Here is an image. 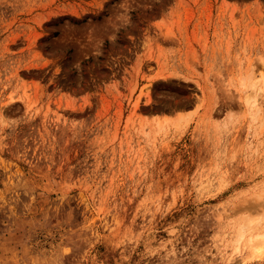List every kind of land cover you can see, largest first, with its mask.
Returning a JSON list of instances; mask_svg holds the SVG:
<instances>
[{"label":"rangeland","instance_id":"obj_1","mask_svg":"<svg viewBox=\"0 0 264 264\" xmlns=\"http://www.w3.org/2000/svg\"><path fill=\"white\" fill-rule=\"evenodd\" d=\"M255 235L264 0H0V264H264Z\"/></svg>","mask_w":264,"mask_h":264},{"label":"bare ground","instance_id":"obj_2","mask_svg":"<svg viewBox=\"0 0 264 264\" xmlns=\"http://www.w3.org/2000/svg\"><path fill=\"white\" fill-rule=\"evenodd\" d=\"M255 91L256 90H253V94L255 93ZM247 102H248V100H247ZM247 247L249 250H251L253 252V255L255 254L256 256H259L260 258L263 257V255H264V235H255L254 237L252 236L251 239L249 240ZM248 260H250L248 256L244 257L241 264H246L248 262Z\"/></svg>","mask_w":264,"mask_h":264}]
</instances>
